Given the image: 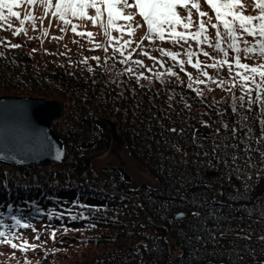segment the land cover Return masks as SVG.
<instances>
[{"label": "trees", "instance_id": "trees-1", "mask_svg": "<svg viewBox=\"0 0 264 264\" xmlns=\"http://www.w3.org/2000/svg\"><path fill=\"white\" fill-rule=\"evenodd\" d=\"M247 2L251 4V0ZM202 7L214 17L206 5ZM14 10L20 12L22 18L34 15L36 27L33 30L27 21L20 25L13 18L11 30H5L6 24L0 29L3 40L0 52L4 53L0 56V96L38 97L60 102L61 116L51 128L63 141L64 158L59 164L26 167L0 162V213H3L0 219L6 224L14 223L8 216V204L13 205L14 213L19 209L33 215L29 209L32 201L42 210L31 220L36 231L13 229L22 237L32 235L31 242H41L40 248L28 250L27 254L19 251L16 260L3 259L0 264H25V261L28 264H264V240L260 239L264 236V216L261 215L264 212V174L256 180L259 156L253 153L257 169H250L243 163L244 154L240 153L241 179L212 157L214 139L221 146L239 142L232 140L231 132L221 125L228 123L230 129L239 119L230 105L233 93L236 96L242 93L238 89L228 92L211 85L214 91L205 90L203 96H197L186 87L185 73L181 72L179 78L166 74V68L174 65L162 57L158 49L181 51L167 42L144 41L143 51L161 61L167 60L163 67L138 55L141 49L134 44L130 50L132 59L143 60L146 66L140 69L130 62L119 63L122 57L118 54L110 58L112 47L107 53L95 49L87 36L76 35L70 26L61 31L62 23L50 13L45 14L40 4L24 3ZM247 14L256 13L249 7ZM136 20L143 23L139 16ZM74 23L80 25L78 31L94 33L90 22ZM20 27L27 28V35H13ZM45 29L47 36L43 35ZM139 30H142L141 39L146 25ZM209 34L214 36L215 30L209 29ZM112 35L118 37L119 33ZM53 37L63 38L54 40ZM94 40L107 45L102 29L99 38L94 37ZM11 44L21 47L12 48ZM205 48L213 56L218 55L206 45ZM92 56L101 59L97 62ZM85 58H88L87 64L81 63ZM200 58L212 62L206 57ZM129 66L144 71L149 79L137 82L135 76L125 71ZM89 67L93 71H88ZM187 71L194 77L198 75L190 66ZM156 72L165 73L163 83L154 75ZM221 74L228 77L226 70ZM185 103L191 107H185ZM253 108L249 123L259 135L258 109ZM218 110L224 115H218ZM112 118L128 155L155 180L154 186L132 187L130 177L121 167L108 166L100 173L94 170V158L110 148L112 137L108 122ZM201 121L211 127H203ZM171 128L177 132L169 131ZM217 128H220L219 135L215 133ZM228 151L231 154L232 150ZM248 174L252 175V180L247 181L251 191L242 198L232 199L237 189L244 193ZM74 200L102 210L89 213L87 209L73 207ZM69 207L72 211H65L62 221L45 214L48 209L64 211ZM194 211L200 216L194 217ZM81 212L89 218H70ZM178 212H184L185 219L175 220ZM63 227L72 231L65 232ZM53 229H60L55 233V240L51 238Z\"/></svg>", "mask_w": 264, "mask_h": 264}, {"label": "snow or ice", "instance_id": "snow-or-ice-1", "mask_svg": "<svg viewBox=\"0 0 264 264\" xmlns=\"http://www.w3.org/2000/svg\"><path fill=\"white\" fill-rule=\"evenodd\" d=\"M24 3L32 6L42 5L45 14L50 13L53 18L62 23L64 27L61 28V31H65L70 26L71 31L76 35L87 36L89 43L95 49H102L107 53L109 47H112L113 55L110 58H114L118 54L122 57L119 61L121 64L127 65L130 62L131 65L138 66L140 69L146 67L143 60L132 59L130 51L126 54V50L131 48L133 44L136 48L141 49V53L138 55L142 54L150 60L160 63L161 67L167 63V60H171L174 66L167 67L166 74L179 78L181 72L185 73L188 79L186 87L192 89L197 96H203L205 90L214 91L215 89L211 85L228 92L238 89L242 94L236 96L233 93V102L230 107L232 113L238 115L239 119L230 129L228 123H222L221 127L225 131L231 132L232 140L239 142L224 143L221 146L214 139L212 157L217 159L225 168L231 169V172L236 174L237 179H241L243 169L239 163L242 159L240 153L244 154L243 163L247 168L257 169V163L253 156V153H256L259 156L256 180L259 181L262 178V174H264V0H251L250 5L247 0H0V29L4 28L6 24L5 30H11L13 28L11 21L15 18L20 25H24L26 21L30 22L33 30H35L36 17L34 15L29 14L22 18L21 13L14 10ZM202 5H206L214 13V17L209 15V12L205 11ZM249 7L255 11V15L247 14ZM137 16L142 19L143 23L136 20ZM74 21H88L93 27L99 26L107 39V45L103 42H95V34L90 31H78L80 25ZM145 25L144 36L139 41L132 39L136 36L137 30ZM209 29L215 30L214 36L209 34ZM113 32L119 33V36H113ZM20 34L27 35V28L20 27L13 31V35ZM43 35H48L47 29ZM249 37L252 39L249 40ZM62 38L53 37L54 40ZM145 40L153 44L157 40L162 43L167 42L174 48L181 49V51L160 47L158 49L160 55L167 58V60L161 61L158 57L143 51ZM114 42L116 46H113ZM0 43H3L2 39H0ZM205 45L207 49H212L218 55L213 56L206 50ZM10 46L12 48L21 47L20 44H11ZM3 55L4 53L0 52V56ZM201 56L212 62H205L200 58ZM91 59L99 62L101 58L92 56ZM252 59L258 62L255 64L245 62ZM87 61L88 58H85L81 63L87 64ZM187 66L196 70L198 75L194 77L191 72L187 71ZM209 69H212L213 72L210 73ZM224 70L228 72V77L221 74ZM88 71L91 72L93 69L89 67ZM125 71L129 75L135 76L137 82L141 79H149L145 76L144 71H137L132 66L125 68ZM147 71L151 72L152 69L147 68ZM154 75L162 83L164 82L165 73L156 72ZM180 82L183 83V80L181 79ZM199 85H203L204 88H200ZM253 106L258 109L256 121L259 124V135L255 134L249 123V114L253 112ZM185 107L190 108L191 106L185 103ZM218 115L223 116L224 112L218 110ZM201 125L211 127L206 121H201ZM169 131L177 132V129L171 128ZM215 133L219 135L220 128L215 129ZM195 139V134H193V140L195 141ZM253 144L256 146L253 147ZM229 149L232 150L231 154ZM177 151L180 149L177 148ZM204 155L208 156L209 154L204 153ZM229 157L231 162H229ZM11 158L15 159L14 156ZM55 158L57 160L61 158L59 151H57ZM228 178L231 179V175ZM250 180H252V175L248 174L244 181V193H240L237 189V195L231 198L239 199L250 192L251 185L247 183ZM4 187L7 188L6 185ZM72 206L87 209L89 213L102 210L100 207L81 204L79 200H74ZM7 208L8 216L14 223L6 224L3 219H0V245H10L12 249L23 251L25 254L28 250H35L40 245L32 244L23 239L19 232L13 231V229L22 228L36 231L31 220L33 215L40 214L42 211L38 203L32 201L29 205L33 215H26L19 209L14 213L12 204H8ZM65 211L71 213L72 207L64 209V211L48 209L45 214L49 218L55 217L62 221ZM2 215L3 213H0V216ZM192 215L199 217L200 213L194 211ZM261 215L264 216V212H261ZM185 217L184 212H178L174 219L179 221ZM70 218L76 220L88 219L89 217L81 212L79 216H71ZM49 227L51 226L49 225ZM59 230H52L51 238L53 240H55L56 231ZM63 231H72V229L63 227ZM36 239H40L38 233ZM197 239L200 238L197 237ZM260 239L264 240V236ZM17 240L22 241V243L17 244ZM25 264L28 262L25 261Z\"/></svg>", "mask_w": 264, "mask_h": 264}, {"label": "water", "instance_id": "water-1", "mask_svg": "<svg viewBox=\"0 0 264 264\" xmlns=\"http://www.w3.org/2000/svg\"><path fill=\"white\" fill-rule=\"evenodd\" d=\"M61 113L62 106L55 100L0 96V162L16 167L61 163L64 144L51 128Z\"/></svg>", "mask_w": 264, "mask_h": 264}, {"label": "rangeland", "instance_id": "rangeland-1", "mask_svg": "<svg viewBox=\"0 0 264 264\" xmlns=\"http://www.w3.org/2000/svg\"><path fill=\"white\" fill-rule=\"evenodd\" d=\"M20 8L21 5L16 9H20ZM93 30L95 34L94 37L99 38L101 34L100 27L99 26L93 27ZM141 36H142V30H139V32L136 33V36L133 37L132 39L139 41ZM132 48L133 47L127 50V52L132 50ZM109 120H110L109 124L114 126L112 130H110L112 137L110 148L102 155L94 158L92 163L94 170L100 173L103 168H106L108 166L121 167L125 171V173L130 177L132 187H137L141 185L154 186L156 184L155 180L147 173L145 169H143V167H141L134 159H132L128 155L126 145L123 139L119 135L116 121L113 118ZM30 233L32 234V230H30ZM23 239L32 243L31 242L32 235L25 236L23 237ZM16 243L21 244L22 241L17 240ZM40 244L42 243L40 242ZM40 246L37 248H40ZM19 251L20 250L12 249L10 245H0V261L3 259L11 260V261L16 260L19 255L18 254Z\"/></svg>", "mask_w": 264, "mask_h": 264}]
</instances>
